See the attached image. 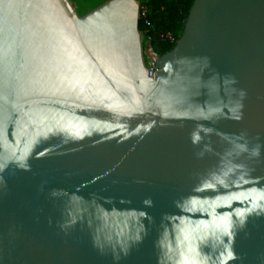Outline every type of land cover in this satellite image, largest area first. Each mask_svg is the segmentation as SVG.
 <instances>
[{
    "label": "water",
    "instance_id": "obj_1",
    "mask_svg": "<svg viewBox=\"0 0 264 264\" xmlns=\"http://www.w3.org/2000/svg\"><path fill=\"white\" fill-rule=\"evenodd\" d=\"M135 0H0V264H264V0H194L147 76Z\"/></svg>",
    "mask_w": 264,
    "mask_h": 264
},
{
    "label": "trees",
    "instance_id": "obj_2",
    "mask_svg": "<svg viewBox=\"0 0 264 264\" xmlns=\"http://www.w3.org/2000/svg\"><path fill=\"white\" fill-rule=\"evenodd\" d=\"M194 0H148L149 34L161 54L172 49L176 42L161 40L159 33L171 32L179 39ZM144 28V24H141Z\"/></svg>",
    "mask_w": 264,
    "mask_h": 264
},
{
    "label": "built area",
    "instance_id": "obj_3",
    "mask_svg": "<svg viewBox=\"0 0 264 264\" xmlns=\"http://www.w3.org/2000/svg\"><path fill=\"white\" fill-rule=\"evenodd\" d=\"M140 10V25L144 24V28H141L142 33V45L144 53L145 71L149 78L154 79L158 73V65L161 58V53L153 42L152 35L149 34V29L152 27L150 20L148 19V0H135ZM159 38L164 41L174 43L177 41L176 36L171 32H161L158 34Z\"/></svg>",
    "mask_w": 264,
    "mask_h": 264
},
{
    "label": "rangeland",
    "instance_id": "obj_4",
    "mask_svg": "<svg viewBox=\"0 0 264 264\" xmlns=\"http://www.w3.org/2000/svg\"><path fill=\"white\" fill-rule=\"evenodd\" d=\"M104 1L106 0H70L79 15L85 14Z\"/></svg>",
    "mask_w": 264,
    "mask_h": 264
}]
</instances>
